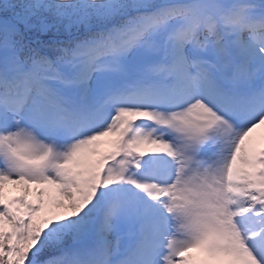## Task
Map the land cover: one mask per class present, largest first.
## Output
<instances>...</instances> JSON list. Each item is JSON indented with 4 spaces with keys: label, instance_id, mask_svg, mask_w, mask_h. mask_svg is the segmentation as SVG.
Here are the masks:
<instances>
[{
    "label": "snow or ice",
    "instance_id": "1",
    "mask_svg": "<svg viewBox=\"0 0 264 264\" xmlns=\"http://www.w3.org/2000/svg\"><path fill=\"white\" fill-rule=\"evenodd\" d=\"M0 264H264V0H0Z\"/></svg>",
    "mask_w": 264,
    "mask_h": 264
},
{
    "label": "rangeland",
    "instance_id": "2",
    "mask_svg": "<svg viewBox=\"0 0 264 264\" xmlns=\"http://www.w3.org/2000/svg\"><path fill=\"white\" fill-rule=\"evenodd\" d=\"M256 1L260 2V0H256ZM251 2H252V0H251ZM13 194H14V193H13Z\"/></svg>",
    "mask_w": 264,
    "mask_h": 264
}]
</instances>
